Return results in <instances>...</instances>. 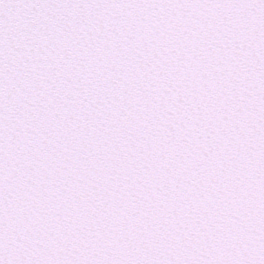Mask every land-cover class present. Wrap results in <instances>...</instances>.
Instances as JSON below:
<instances>
[{
	"label": "snow or ice",
	"instance_id": "snow-or-ice-1",
	"mask_svg": "<svg viewBox=\"0 0 264 264\" xmlns=\"http://www.w3.org/2000/svg\"><path fill=\"white\" fill-rule=\"evenodd\" d=\"M0 264H264V0H0Z\"/></svg>",
	"mask_w": 264,
	"mask_h": 264
}]
</instances>
